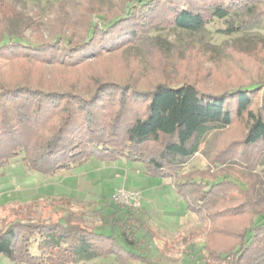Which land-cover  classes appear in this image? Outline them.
I'll return each mask as SVG.
<instances>
[{
	"label": "trees",
	"instance_id": "16d2710c",
	"mask_svg": "<svg viewBox=\"0 0 264 264\" xmlns=\"http://www.w3.org/2000/svg\"><path fill=\"white\" fill-rule=\"evenodd\" d=\"M259 3L264 0H108L104 8L101 0H65L44 23L46 35L33 41L11 33L0 3V173L15 159L46 176L92 157L140 162L146 175L167 178L186 209L208 225L199 264H264V79L210 88L163 78L140 87L128 75L90 73L80 85L69 74L47 79L37 71L120 55L167 25L197 33L223 21L228 35L255 29L264 36ZM14 65L22 70L9 78ZM209 135L215 142L202 148ZM196 157L211 166L199 168ZM228 163L243 167L245 179ZM28 202L12 203L20 208L0 227V254L14 264L110 257L113 264H154L139 206L102 197L92 207L97 222L87 223L66 211L40 217Z\"/></svg>",
	"mask_w": 264,
	"mask_h": 264
},
{
	"label": "rangeland",
	"instance_id": "374dc122",
	"mask_svg": "<svg viewBox=\"0 0 264 264\" xmlns=\"http://www.w3.org/2000/svg\"><path fill=\"white\" fill-rule=\"evenodd\" d=\"M101 2L107 8L108 0ZM0 3L6 11L11 33L21 34L33 41L38 40V33L46 35L44 23L54 17V11L65 0H0ZM256 7L264 8V3ZM225 28L226 23L223 21H213L197 33L167 25L151 33L152 37L145 43L125 48L120 55L107 56L100 61H91L92 58L87 57L77 67L67 70L55 65L38 68L37 71H42L47 79L58 74H69L79 78L80 85H85L84 76L90 73L102 77L128 75L140 87L152 85L163 78L207 82L210 88L237 82L262 81L264 36L255 29L228 35ZM120 64L128 67L127 71L121 70ZM20 69V66L14 65L6 71L7 77L12 78ZM227 133L234 134L233 130ZM215 140V135H209L202 148H209ZM193 163L202 169L211 166L205 157H196ZM225 166L240 180L245 179L243 167L230 163ZM261 175L264 179V171H261ZM80 182L91 186L94 191L90 192L92 196H82L87 194L80 190ZM127 182L129 189L125 190L134 193V201L144 211L145 231L150 239V260L154 264H199L200 248L208 225L200 215L186 209L185 201L177 195L167 178L146 175L140 162L103 161L92 157L66 174L61 171L46 176L27 172L15 159L0 173V227L12 218L14 210L20 208L16 204L12 208V203L28 201L31 213L40 217L55 219L60 211H66L82 215L87 223L97 222L92 207L101 201L102 196L114 202V192L123 189ZM3 204L7 206L2 207ZM114 262L110 257L87 264ZM0 264L14 263L0 254Z\"/></svg>",
	"mask_w": 264,
	"mask_h": 264
},
{
	"label": "built area",
	"instance_id": "2783aa9c",
	"mask_svg": "<svg viewBox=\"0 0 264 264\" xmlns=\"http://www.w3.org/2000/svg\"><path fill=\"white\" fill-rule=\"evenodd\" d=\"M134 197V193L125 189H119L114 192L112 199L116 202L118 201L132 206H137L136 202L134 201Z\"/></svg>",
	"mask_w": 264,
	"mask_h": 264
},
{
	"label": "crops",
	"instance_id": "0c3cea01",
	"mask_svg": "<svg viewBox=\"0 0 264 264\" xmlns=\"http://www.w3.org/2000/svg\"><path fill=\"white\" fill-rule=\"evenodd\" d=\"M68 171H64L63 173H67ZM116 176H117V174H116ZM128 182L127 183H125V186L123 187V189H129V187H128ZM79 188H80V190H83V191H85V193L86 194H91L90 192H94L93 191V189L91 188V186L89 185V184H87V183H84V182H80V185H79ZM88 196H90V195H88ZM103 197V196H102ZM36 199V198H35ZM38 199V198H37ZM139 207L141 208V206L139 205ZM142 210H143V208H141ZM133 262H131L130 264H132Z\"/></svg>",
	"mask_w": 264,
	"mask_h": 264
}]
</instances>
